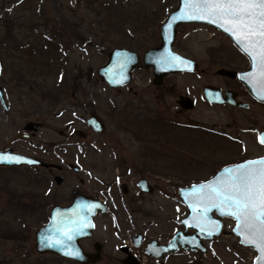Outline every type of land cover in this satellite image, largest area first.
<instances>
[{
  "label": "rangeland",
  "instance_id": "obj_1",
  "mask_svg": "<svg viewBox=\"0 0 264 264\" xmlns=\"http://www.w3.org/2000/svg\"><path fill=\"white\" fill-rule=\"evenodd\" d=\"M177 1L0 0L2 34L12 22L17 39L25 37L29 45L39 48L16 58L0 55V86L10 106L6 110L0 100V149L13 148L51 165L0 167V264H76L38 253L35 231L47 222L51 206L68 204L82 191L111 198L108 212L96 219L100 225L107 223L101 230H112L108 223H142L140 229L147 238L164 241L183 229L182 219L189 213L179 189L241 159L239 144L220 132L248 128L250 113L211 105L203 98L205 83L221 82L216 74L219 67L245 60L216 28L205 24L180 27L176 49L194 59L197 67L193 72L169 75L161 87L154 85L152 69L145 67L134 72L130 89L119 91L96 80L114 47L143 54L159 44L160 22ZM51 41L57 44L54 55L46 49ZM180 93L189 94L196 106L179 111ZM92 113L103 120L102 133L87 126ZM29 122L39 124V129L30 131L31 139L20 137ZM185 123L190 125L185 127ZM78 129L88 136L76 133ZM249 136L243 137L246 153L253 154L257 149ZM69 163L82 171L75 172ZM37 173L46 175L47 181L36 186ZM57 175L62 177L59 184ZM142 177L149 178L155 190L138 200L135 193ZM124 184L129 192L124 191ZM21 223L30 225L28 240L4 235L11 226L23 227ZM224 223L220 237L205 242L206 253L178 252L159 261L144 256L141 249V259L144 264H197L195 258L253 264L251 258L257 252L240 244L233 233L235 220L225 218ZM108 234L101 232L97 237L109 247L119 239L107 238ZM109 253L107 249V255L93 264H122L108 258Z\"/></svg>",
  "mask_w": 264,
  "mask_h": 264
},
{
  "label": "water",
  "instance_id": "obj_2",
  "mask_svg": "<svg viewBox=\"0 0 264 264\" xmlns=\"http://www.w3.org/2000/svg\"><path fill=\"white\" fill-rule=\"evenodd\" d=\"M185 4L184 0H178L177 7L164 19L161 25L160 35H161V44L157 47L149 48L145 53V64L146 67H153V72L155 75L154 82L159 84L163 77L171 72L179 71H193L196 68V61L185 57L173 50L174 42L176 40V34L178 26L182 23H204L210 26L215 27L221 31L225 36L230 38L235 46H237L233 38L217 25L208 23L206 20H187V19H177L173 20V17L179 16L184 9ZM171 23V28H168V24ZM239 48V47H238ZM240 49V48H239ZM244 53V52H243ZM245 54V53H244ZM247 56V55H246ZM171 57H179V60H172ZM248 57V56H247ZM165 58V59H162ZM249 59V57H248ZM138 54L135 51L123 47L114 48L109 54V60L104 65L100 66L97 73L99 78L107 83L110 87L121 89L124 85L130 82L132 74L138 65ZM250 60V59H249ZM187 62V63H185ZM221 71L230 72L228 70L222 69ZM252 71V62L250 60V67L246 71L240 73V79L245 83L250 92L258 99V85L254 83H249L247 79H242L246 74ZM235 74V72L233 71ZM216 91H219L215 87L207 86L204 88L206 97L212 102H221L219 95ZM184 100L180 101L184 108L190 109L193 108L194 102L189 97H183ZM0 99L6 110H9V105L7 103L4 90L0 86ZM262 100V99H260ZM232 104H238L236 101L229 100ZM241 104V103H240ZM89 125L99 132H103L105 125L102 123L100 118L97 115H92L88 119ZM39 125L35 122H29L24 127V131L20 134V137H28V131H37ZM0 155H9L13 157H20L21 162H0L1 166H47L48 164L41 159L30 156L25 153L17 152L12 148H7L4 150L0 149ZM262 157H257L254 159H248L239 163L230 164L222 167L215 175L210 177L207 180L192 183L181 187L178 191L181 199L186 203L189 209L188 215L182 219L184 224V229L179 230L171 240L166 244H161L158 240L153 239L146 247V252L155 257H162L164 254L169 252L177 251L180 247L186 248L188 250H203L206 251L204 245L205 239H212L221 234L224 218L229 216L221 215L217 210H213L207 214L206 217L198 216L202 205L197 201L196 196L193 194L194 186L198 187L202 184L214 183L217 178L221 177L224 173V170L227 168H233L243 162L256 160ZM27 161H32L33 163H28ZM71 167L74 171L79 172L81 169L76 164H71ZM56 180L58 183L62 181L61 176H57ZM148 183L147 179H141L140 185L142 190L151 191L146 189L144 186ZM189 204H196L198 212L194 213L189 207ZM98 205V207H96ZM100 212L104 214L107 212V205L102 202L101 199L79 193L76 195L75 199L68 205H55L50 211L49 220L46 224L41 225L35 231V250L40 254L45 253H54L69 259H74L82 264L95 263L101 258V254L97 253L94 256L84 252L80 240L83 238H88L93 235V229L95 227L94 217ZM201 221V226L205 228L204 232H201L199 228L195 227L196 219ZM231 218V217H230ZM233 219V218H232ZM235 220V219H234ZM184 221H188V225H185ZM211 221H215L216 225H213ZM88 224L89 227L82 228L80 232H77L76 229L80 228V225ZM236 225L234 226L235 229ZM189 229H194L193 233L189 232ZM233 229V232L236 236L240 238V243L244 246H251L245 243H242V237L237 234ZM213 233L208 235V233ZM64 233H69L73 235L72 240H68ZM49 239L53 242L54 246H47ZM56 240L63 241L62 244H55ZM140 241L138 240V243ZM253 247V246H252ZM255 248V247H254ZM79 250L80 256L66 255V252ZM257 251V257L254 261V264H257L258 257L260 253ZM127 264H140L136 258L125 261Z\"/></svg>",
  "mask_w": 264,
  "mask_h": 264
},
{
  "label": "snow or ice",
  "instance_id": "obj_3",
  "mask_svg": "<svg viewBox=\"0 0 264 264\" xmlns=\"http://www.w3.org/2000/svg\"><path fill=\"white\" fill-rule=\"evenodd\" d=\"M184 4L181 15L173 20H206L228 33L252 62V71L242 79L258 85L259 98L264 100V0H184ZM171 26L169 23L168 28ZM259 143L264 144V134L259 137ZM21 159L0 155V162L19 163ZM193 194L202 205L198 216L206 217L209 212L217 210L221 215L235 219L234 230L242 237L241 242L255 247L260 253L257 264H264V158L225 169L214 183L194 186ZM189 207L194 213L198 212L196 204H189ZM184 223L188 225V221ZM211 223L216 225L215 221ZM89 226L82 224L76 231ZM194 226L205 231L199 219ZM64 235L68 240L73 239L69 233ZM62 243L61 240L55 241V244ZM47 246H54L50 239ZM65 254L80 256L79 250Z\"/></svg>",
  "mask_w": 264,
  "mask_h": 264
},
{
  "label": "flooded vegetation",
  "instance_id": "obj_4",
  "mask_svg": "<svg viewBox=\"0 0 264 264\" xmlns=\"http://www.w3.org/2000/svg\"><path fill=\"white\" fill-rule=\"evenodd\" d=\"M175 8H176V6L174 8H172L169 11V13L172 10H174ZM169 13H167V15ZM166 16L163 18V20L166 18ZM163 20L160 22V27H159V44H154V45L149 46L145 50V52L143 54L140 53L137 49H131V48L125 47V48H127V49H129L131 51H135L138 54L139 62H138V65H137V69L139 67H145V68H148V69H152V72H153V67L152 66L146 67V64H145V53H146V51L149 48L157 47V46H159L161 44L160 30H161V25H162ZM185 24H201V23H182V24H180L178 26L177 34H178V31H179L180 27L182 25H185ZM176 43H177V37H176V41L174 43L173 49L175 51L181 53L180 51H178L176 49ZM233 46L236 48V50L242 56H244L245 60L244 61H238L237 63L233 62L232 65H230V64L222 65L216 71V74L222 79L221 82H219V84L205 83L202 88H203V95H204L203 98H204L205 102H207L208 104L216 105V106H219V107H228V108L243 110V111H245L247 113H250L248 118H250L249 120L251 121V123H250L248 128H245L243 130H238V131H236L234 133H230V132L228 133L226 131H221L220 132V135H222V136H224V137H226L228 139H231L235 143L239 144V146H240V154H241V151H242L243 156L241 157L240 160H238L236 162H233V163H237V162L245 161V160H248V159H254V158H257V157L264 156V144L259 143V137L262 134H264V121H263L264 120V100H260V99L256 98L250 92V90L245 85V83L240 79V73L243 72V71H246L247 69H249L250 60L248 59L246 54H244L237 46H235L234 44H233ZM119 47H124V46H119ZM222 69L228 70L230 72L221 71ZM233 71L235 72V74L233 73ZM176 73H182V72H176ZM171 74H175V73H170L168 75H165L163 77V80L159 84H156L154 82L155 76L153 75L154 76L153 77L154 85H156L157 87H161L165 83L166 77H168ZM133 80H134V78H133V75H132V77L130 79V82L126 86H124L122 89L133 88L131 86V83H132ZM207 86L215 87V88H217L219 90V91H216V92L219 95V98H220L221 102L215 103V102L210 101L206 97V94L204 92V88H206ZM122 89H119V91H121ZM183 97H189L194 102V105L196 106V102L190 97L189 94L180 93L178 95V98L176 99L179 111L185 112V111L189 110L187 108H184L182 106V104L180 103V101L184 100ZM230 99L232 101H236V103H238V104H232L231 102H229ZM92 115H97V113H92ZM99 118H100V116H99ZM88 119L89 118H87V126L92 131H95V132H98V133H102V132H99L97 130H94L89 125ZM100 120L102 121V123H104L101 118H100ZM259 124H261V126H259ZM188 125H190V124L185 123V127H188ZM34 132H31V133H34ZM27 133H28L29 136L25 137V139H31L32 135H31L30 131L27 132ZM76 133L81 134L83 137H87L88 136L87 133L85 131H83L82 129H78L76 131ZM246 134L247 135L250 134L249 137H252L251 139H253L255 150L257 149L256 150L257 152H255L253 154H247L246 153L247 150H248V146H247V142L244 141V139H243V137ZM29 142L31 143L33 141L29 140ZM91 143L95 144V141L92 140ZM47 164L48 165L45 166V167H43V166H33V167H30V166H21V167L0 166V167H6V168H30V169H38V168L42 169V168H47L49 166L51 167V165L49 163H47ZM71 164H73V163H69V167L71 169H73L71 167ZM52 167L57 168L58 170H62L63 169V167L61 165H54ZM81 171H82V169H81ZM81 171H79L77 173H80ZM37 175L38 176H36V179L35 178L33 179V183L36 186L38 184L42 185V183H45L47 181L46 180L47 176L44 175L43 173H37ZM143 178L148 179V183H146L144 187L146 189H150L151 191L146 192V191L142 190L141 185H140V180L143 179ZM79 180H80L81 183H85L84 178L80 177ZM45 185H43V186H45ZM138 185H139V190L136 191V193H135V195L137 196L138 200H142L143 197L146 194L153 193L154 190H155V185L150 181L149 178H146V177L140 178L139 181H138ZM123 189H124L125 192H129V190H130V188H129V186L127 184L123 185ZM78 193H83L85 195L101 198L107 204L108 210H109V207L111 205V198L110 197H105V196H102V195H95V194H93L91 192H88V191H85V192L82 191V192H78ZM102 215H104V214H98L95 217V222L96 223H95V227H94V230H93V235L91 237L83 238V239L80 240V244H81L84 252H86L88 254H91L92 256H94L97 253H100L101 254V258L100 259H102L103 257H105L107 255V254H105L106 250L109 249L110 252H112V253H109V257L108 258L113 259V260L122 261V264H127L125 262L126 260H131L133 258H139V257H140V260L143 262V260L141 259V256H142V253H143V252L141 253V249H143L145 251L146 250V246L150 243L151 240H153V239L147 238V233H145L144 230L140 229L141 227H143V224L142 223H124V225H123L121 223L119 225L118 223H108V225L110 224L109 228H113V229L112 230H110V229L109 230H101V228L103 226L108 227L106 225L107 223H103L102 225H100V223H97V220H96L97 217L98 216H102ZM106 231L109 233L106 236L107 238L109 236H111V237L115 238V240L119 239L120 244H119V241H118L115 244L113 243L112 245H110L108 247L107 245H104V243L102 241L98 240V237H97L98 234H100L101 232L104 234V233H106ZM189 232L190 233L194 232V229H190ZM173 235L170 238H168V239H166L164 241H160L158 239L157 240L160 243H167L173 237ZM219 237H220V235L215 237V238H212V239L204 240V242L212 241V240L217 239ZM154 239H156V238H154ZM237 239L239 241L238 237H237ZM138 240L140 241L139 243H138ZM207 251H208V249L206 251H199V250L198 251H191V250H188L186 248H179L177 251L167 253L164 256H166L168 254H170V256H172V255H174V254H176L178 252H183L185 254H190V253H199V252L206 253ZM46 254L55 255L57 258H59L61 260H67V261L75 262L76 264H82V263H80V262H78V261H76L74 259H69V258L60 256V255H56L54 253H46ZM164 256H162V258ZM195 259H196L197 264H199V263L200 264H224L223 260L216 259V258L214 260L210 259L208 261H206L205 259H203V260L202 259L198 260V258H195ZM251 259H252V261L254 263V257H252ZM160 260H161V258L159 259V261ZM89 264H93V263H89ZM141 264H144V262L141 263ZM159 264H165V263H159ZM169 264H172V263L169 262Z\"/></svg>",
  "mask_w": 264,
  "mask_h": 264
},
{
  "label": "trees",
  "instance_id": "obj_5",
  "mask_svg": "<svg viewBox=\"0 0 264 264\" xmlns=\"http://www.w3.org/2000/svg\"><path fill=\"white\" fill-rule=\"evenodd\" d=\"M15 33H16V29L14 26H12V22H9L7 24V29L5 32H3V34L2 31H0V55L2 56L3 59L16 58L19 53L25 55L29 50L30 51L37 50L36 48H38V46L29 45V40H26L25 37H22L21 40L20 38L17 39L15 37L17 34ZM54 47L56 49H53ZM46 49H50V51L47 52H49L51 55H54L55 52H57V44H54V42H52L51 45L47 44ZM96 80L99 81V78H96ZM15 200L16 203L18 201L22 202L19 195L15 196ZM50 206L51 204L49 205V207ZM21 225L23 227H19L18 225L16 228H14L13 226H11L9 233H6L4 235L8 236V238L10 239L16 238L23 241L28 240L30 238V230H29L30 225L28 224L26 225V223H21Z\"/></svg>",
  "mask_w": 264,
  "mask_h": 264
}]
</instances>
